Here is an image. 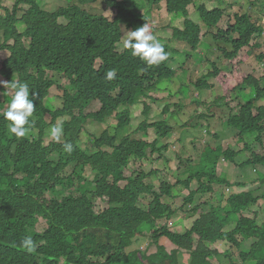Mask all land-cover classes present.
I'll return each mask as SVG.
<instances>
[{"label": "trees", "instance_id": "obj_1", "mask_svg": "<svg viewBox=\"0 0 264 264\" xmlns=\"http://www.w3.org/2000/svg\"><path fill=\"white\" fill-rule=\"evenodd\" d=\"M75 1L66 10L55 13L43 9L37 0H17L13 9L0 4V42L14 41V46L5 47L13 52V57L6 62L5 71L0 75L4 82L10 83L16 78L26 83L29 99L34 102L29 131L18 138L8 132V121L2 113L7 105L0 100V264H179L177 257L181 256L180 251L190 252L188 264H234L219 250V244L226 246L229 240L234 241L238 249L242 244L252 242L251 253L242 255L244 264H264V221L258 223L256 214L253 218L246 215L260 201L251 192L230 194V191L219 201V204L225 202L223 210L220 207L211 208L208 213L199 215L195 207L196 212L188 221L186 234L177 235L166 229H157V221L166 216L164 208H168L160 198L152 202L148 210L142 207V198L148 194L160 197L145 182L146 174L135 177V181H131L126 188L120 187L131 159H149L157 155L166 163L170 156L166 158L165 155L171 145L168 136L175 132L178 137L174 141L184 143L188 128H172L165 121L152 125L158 138L165 142L163 148H158L157 141L149 144L141 139L149 137L151 126L148 120L142 122L137 131L142 134L139 139L126 135L130 112L124 108L140 105L150 90L158 89L161 91L159 95L164 97L163 101L167 100L166 96L171 95L163 92L160 85L174 80L176 71L168 66L170 58L149 67L132 56L131 50L125 49L121 43L125 32L136 25V19L129 11L142 0ZM162 1L157 0V4ZM222 1L226 4V0ZM229 8L236 9L237 6ZM190 10L198 12L207 29L214 32L226 14L220 9L209 11L194 0H169L171 14L179 13L188 18ZM21 11L30 15L22 34L16 27L17 22L12 20L13 15ZM103 11H110L111 18L102 15ZM61 16L69 19V27H63L60 35L53 37L52 28L57 26L56 21ZM234 17L237 39L214 38L216 44H220V52L228 60L226 63L230 64L229 72L225 71V67L212 64L213 72L203 75L206 79L213 78L223 92L225 90L228 94L241 97L251 95L247 104L240 107V114L237 116L236 113L225 123L228 131L236 134L235 140L242 144L243 149L254 152L253 162L246 161L241 166L244 168L264 165V155H257L253 148L257 143L263 145L264 142V106L258 105L264 101V88L260 86L264 79L257 81L253 77L256 71H244L242 68L243 64L247 65V59H255L254 55L260 64L258 68L264 67V52L259 53L260 45L253 44L257 36L264 37V23L261 19L253 21L250 16L240 13ZM167 27L164 25L163 29ZM122 30L125 32L122 33ZM174 31L176 33L178 29ZM188 33L190 38L198 40V29L190 27ZM181 34L178 38L184 39ZM185 35L186 32L183 33ZM24 37L32 39L29 49L22 42ZM164 49L167 52V48ZM242 49L246 52L240 58L238 54ZM97 59L102 62L99 72L93 70ZM199 66L200 63L195 65L196 72ZM113 69L116 78L106 80L105 73ZM60 77L70 83L69 87L60 86L57 81ZM196 87L200 91L213 89L205 80H200ZM7 88L10 87L6 85L5 91ZM54 88L63 92L60 109L57 110L48 106L52 98L50 92ZM33 92L36 93L35 98ZM4 96L9 104L11 98L6 93ZM219 101L212 106L221 111L215 106ZM94 102L100 105V110L90 114L87 109ZM180 104L175 108L179 109ZM170 109L167 106L162 114L168 115ZM149 114L150 110L144 112L146 117ZM160 114L156 112V115ZM199 118L206 121L202 115ZM61 124V139H50L51 143L46 144L48 130ZM89 124L100 129L94 133ZM245 138L253 141V147L244 144ZM211 140L215 141L207 142L200 160V171L196 174L206 177L210 183L217 181L225 190H231V183L215 178V169L222 160L236 164L238 154L228 149L222 156H216L222 149V144L218 143L220 137L215 135ZM65 142L72 144L71 153L65 151ZM211 144L218 146L211 148ZM183 150L181 155L185 154ZM71 167L72 174L67 176L66 172ZM17 176L22 178L19 180ZM261 180L264 182V176ZM82 182L94 186L90 195L70 193L62 201L47 197L49 192L57 193V185L66 189L78 186L77 192H80L79 184ZM237 185L242 186L241 183ZM208 191H213V188L203 187V193ZM262 198L264 200V196ZM98 200L109 206L100 213L95 211ZM188 201L193 203L194 198ZM40 220L46 224L44 231L33 236L32 230ZM228 225L232 226L230 231L222 232ZM192 234L198 235L201 242L195 251H192ZM145 235L150 236L157 253L150 260L129 251L134 240ZM26 236L33 239L35 250L28 251L20 246ZM237 236L240 242L235 240ZM164 237L176 250L162 239ZM182 241H189V244ZM207 246L215 250H208Z\"/></svg>", "mask_w": 264, "mask_h": 264}, {"label": "rangeland", "instance_id": "obj_2", "mask_svg": "<svg viewBox=\"0 0 264 264\" xmlns=\"http://www.w3.org/2000/svg\"><path fill=\"white\" fill-rule=\"evenodd\" d=\"M37 1L43 9L48 11H54L59 7H65L76 3L75 0ZM194 2L199 4V6L206 7L209 11L220 9L221 11H224L226 13L220 21L218 29H216L215 32L214 30L207 29L198 12L190 10L191 13L189 14L188 18H185L182 14L178 15L179 13H177L178 16H176V20L175 18L174 21L169 20V22L171 23L168 29L170 30H168L167 32H159L160 34L156 36V38L160 39V42L163 44V46L167 48L168 58L171 59L170 61H168V66L171 65L172 70L176 71V78L174 80L170 82H164L160 85L162 91L171 96H166L165 99L167 100L163 101L164 97L160 96L158 93L161 91H159L158 89L156 91L150 90L146 92V96L143 97L142 103L140 105L126 109V111L130 112V117L128 119L130 123L126 127V135H131L139 139L142 134L137 133L138 128L142 124V122L148 120V123L151 127L149 128L148 132L149 137L144 138V142L154 144L155 141H157L159 142L158 148H163L165 142L158 138V135L156 133L157 130L155 128H152V125L159 123V121H165L172 128H188H186L187 134H184V143H177L174 141V139L178 137L175 132L174 134H170L168 136L169 141H171V145L170 150L167 154L165 153V156L166 158L170 156L172 161L170 164H173V169H170L169 172L168 168H164L165 162H163L161 158L158 159L157 155L154 156V159L152 161L148 160L147 163H136L137 161L133 160L129 171H127L128 177H138L142 173H150L156 168H163L165 170L166 175L161 177V181L168 182L173 187L171 188V196H165L163 193L160 197L148 194L147 196L142 198V207L144 208V210H148L150 204L157 198H160L161 203L166 204L169 203V200H171L170 205H172L173 208L177 207L178 214L176 217L164 216L162 219L157 221V228L161 229L162 227L166 226L168 230L173 233H185L188 228V221L193 216V212L191 210L194 209V207H198V212L200 211L199 215L208 213L211 208L220 207V210H223V201L221 204H219L222 196L218 195L217 197L215 194V192H219L218 185L212 184L211 186L214 190L203 193V187H207L209 185V182L206 180V178L201 177L199 173H197L193 177L190 176L192 174H195L197 171H200V160L202 153L206 151L205 147L207 148V142L215 141L211 140L215 135H218L220 137V142L218 143L222 144L221 152L216 156H222L223 152L227 151L228 149H231L236 154H238L236 164L228 165L224 162V160L219 162L215 169V178H220L223 180L225 179L232 184L233 188L230 194L251 192L255 197L260 199L258 206L251 207L250 210L252 214L256 215V210L259 212V215L256 216L258 223L264 221V200L262 198L264 196V182H262L261 180L262 176H264V165L241 168L242 164H244L246 161L253 162L254 152L252 150H244L242 144L235 140L236 134L228 131L225 125V123L230 120L231 116H235L236 113L237 116L240 114V107L247 104V102L251 99V95L248 94L243 95L242 97H238L235 94L226 93L225 90L223 92V90H221L220 84H216V81H214L213 78L206 79L205 75H203V73L213 72L214 67L212 66V64L217 65L219 68L225 67V71L229 72L230 64L226 63L228 60L220 52L218 48L220 44L217 45L215 39H217V37H219V39L225 37L232 41L235 40L233 36H236L237 34L234 28V15L236 13L248 14V16H250L253 21L257 19H261V21H264V0H226V4H224L222 0H194ZM15 3L16 0H3V5L8 8H13ZM231 5H236L237 8L234 10H230L229 7ZM163 6L165 7V9L169 8L166 7L165 4H163ZM88 10L91 11V8H89ZM102 15L107 18H111V14L109 13V11H103ZM163 16H167V14L165 13ZM163 16H161L160 18H163ZM187 19L190 20V22H188ZM68 23V19H59V24L63 27ZM190 27L198 29V40H193V38H190V35L188 33ZM175 28H179L176 33L174 31ZM124 32L125 30H122V33ZM184 32H186L185 36H183ZM180 34L182 37H184V39L178 38ZM127 35L128 33L122 38V44ZM262 39L258 40L259 44L262 46V49L259 53L264 52V40ZM194 47L197 48L194 49ZM245 52L246 50L242 49L239 52L238 56L242 58L245 55ZM254 58L255 59H247V65L243 64L242 68L244 71H256L253 77L255 78V80L261 81L264 79V67L258 68L260 64L256 60V56ZM6 59H8V54L0 50V70L1 68H3V64ZM199 63L200 66L197 68L196 72L195 65ZM14 80L17 81L16 78H14ZM200 80H205L206 82H208L213 88L211 89L212 91L198 90L196 85ZM57 81L62 87H69L70 85V83L65 81L62 77L57 78ZM260 86L264 88V82H261ZM5 93L9 98H12L13 92L10 88H7V90L5 91V88L3 86L0 87V100L3 103L5 102L4 104H6L8 107L4 96ZM50 95L52 96V98L49 100L48 106L51 109H60V99L63 96V92L54 88L51 90ZM252 95L255 96L254 93ZM55 98L57 99V102ZM219 99L220 101L215 106H218V109H221V111L216 110L212 106ZM179 103H181L180 108L176 109L175 105ZM191 105H195L196 107ZM258 105L264 106V101H261ZM167 106H170L171 109L169 114L164 116L162 113ZM99 110L100 105L97 102L90 104L87 109L90 114L98 112ZM146 110H150V114L148 117L144 115V112ZM156 112H159L161 114L156 115ZM253 113L257 116V113L255 111H253ZM200 115L206 117V121H201L199 118ZM209 117H211L212 119H210ZM48 119L50 120V118ZM131 121H133L132 125H130ZM89 127H93L92 132L94 133L97 132L98 129H100L99 126H93L92 124H89ZM193 129H195V131H193ZM49 132L50 130H48L46 134V144L51 143L49 141L51 139ZM191 135H194L195 137H191ZM244 144H248L253 147V141L249 140L248 138L244 139ZM209 146L211 148H216L218 144H211ZM189 147L191 148V151L189 150ZM253 148L257 155H264V142L263 145L257 143ZM182 149H184L183 152L185 154L182 153L181 155ZM187 154L188 156L187 158H185V155ZM72 169L73 167L68 169V171L66 172L67 176H71ZM17 178L20 180L22 177L17 176ZM179 180H186V182L189 184V187H183L182 189H179L180 186H177ZM128 183L129 182H127V184ZM237 183H241L243 185L241 189L240 186H237ZM123 186H125V184H123ZM77 187L78 186L66 189L62 185H57V193L54 194L49 192L47 194V197L50 200L56 199L58 201H62L64 198L69 196L70 193H88V195H90L89 192H91V190H94V186L88 182H82L79 184V187H81L80 192H77ZM155 189L157 192H159L158 186ZM224 191L225 189L221 191V194H223ZM191 196H193L194 198L193 203L188 201ZM98 203L99 205L95 210L97 213H100L98 211H103L107 207H109L102 201H99ZM252 214L250 216L254 217ZM45 225V222H42L40 220L37 228L32 230L33 236L37 232H43ZM231 228L232 226H225L222 229V232H228ZM192 239L193 249H196L201 243L199 240L200 237L192 236ZM235 240L240 242V237H235ZM226 242V246L223 243L219 244V250L221 251V253L228 256L234 264H244L242 255H248L251 253L252 242L244 244V246L242 244L240 249L235 246V244L233 243L234 241L229 240ZM141 247L145 248L146 252L150 251L153 248L152 240L145 235L134 241L133 249H140ZM208 248V250H215L213 247ZM180 263L188 264V258L181 257Z\"/></svg>", "mask_w": 264, "mask_h": 264}, {"label": "clouds", "instance_id": "obj_3", "mask_svg": "<svg viewBox=\"0 0 264 264\" xmlns=\"http://www.w3.org/2000/svg\"><path fill=\"white\" fill-rule=\"evenodd\" d=\"M120 1H123V0H120ZM235 1H238V0H235ZM16 2H17V0H16ZM0 4L4 8H8V7L3 5V0H0ZM163 4H165L166 7H169V0H163L159 4H157V0H152L151 2H148L147 0H142V3L138 4L136 8L134 7L132 10L129 11V13L134 17V19H136V25H135V28L130 27L129 31L125 32L124 35H126L127 33H128V35L123 41V47L125 49L131 50L132 56L138 57L140 60L145 62L146 65L149 67L159 65L161 62L167 60L168 54L165 51L163 44L160 42V39L156 38V36L158 34H160L159 32H167L168 30H170V29H168L169 27H167L166 29H163L164 25L169 26L171 23V22H169V20L174 21V18L176 20V16H178L177 14H171L169 12V8L165 9ZM68 6H71V5H68ZM68 6L59 7L58 9H56L54 11H49V12L55 13V12H58L59 10H66ZM13 8H9V9H13ZM26 8L27 7H25V9ZM234 9H230V10H234ZM46 11H48V10H46ZM109 13H110V11H109ZM165 13L167 14V16H163ZM179 15H181V14H179ZM244 15H248V14H244ZM2 16H4L5 18L7 17L6 14H2ZM29 16L30 15L27 14L25 11H21L18 15H15V14L13 15L12 20L17 22L16 27L21 34L24 33L26 30V24H27V22H29V21H27V17H29ZM161 16H163V18H160ZM59 19H65V18H64V16H61L57 19V21H56L57 26L54 25L52 28L53 37L60 35V31L63 28V26L59 24ZM263 22L264 21H262V23ZM64 27L68 28L69 25H66ZM177 29H179V28H177ZM124 35H123V37H124ZM237 37H238V33L236 34V37H234V38L237 39ZM259 39L264 40V37L259 38V36H257L256 40L253 41V44H255V43L259 44V42H258ZM31 41H32L31 38H25L24 37L22 39V42H23V44H25L26 49L30 48ZM12 46H14V41L12 39L5 40V41L2 40L0 42V50H2L8 54V59H6L4 61L3 68H1L0 73L5 71L6 62H8L13 57V52H11L8 48H5V47H12ZM260 47H261L260 48V50H261L262 46L260 45ZM248 49H251V47L248 46ZM254 56H256V55H254ZM101 65H102V62L100 60H98V59L95 60L94 64H93V70L95 72H99V68ZM0 78H1L0 86H3L5 88V86L7 85L10 87V89L13 92L11 101L8 104L6 111H4V112L1 111L3 113L4 119L6 121H8V124H7L8 132L10 133V135H14L15 137L22 138L29 131L28 126L31 123L29 118L32 116V114L34 112V102L32 99H29V87L26 83L19 82V81H11L10 83L4 82L3 80H5V79L1 75H0ZM115 78H116V71L114 69L108 70L105 73V79L106 80L111 81ZM32 95H33V98H35L36 93L33 92ZM238 97H240V96H238ZM258 104H260V102ZM124 109H127V108H124ZM124 109H122V110H124ZM128 122H129V120H128ZM132 123H133V121H131L130 125H132ZM139 128H140V126H139ZM62 134H63L62 124L61 125H55V126H52L50 128L49 135H50L52 140L59 141L61 139ZM129 136H131V135H129ZM141 139L144 141L143 137ZM63 147H64L65 151H67L68 153H71V151L73 150L72 144L68 143V142H65ZM105 149H108L109 151L110 150L113 151V149H111V148H105ZM153 159L154 158H152V156H150L149 159H136V158L131 159L129 166L125 169V179H123L119 183L120 187L124 189L130 184L131 181H135V177H133V176L128 177L127 176V171H129V168H130L133 160H136L137 161L136 163H140V162H146L147 163L148 160L152 161ZM171 162H172L171 158H169V162H166L165 166H164V168H166V169L168 168V172L170 169H173V164L172 165L170 164ZM224 162L227 163L228 165H232L229 162H226V161H224ZM258 166H263V165H258ZM164 175H166V173H165V170L163 168H156L152 172L146 174L147 179L145 180V182L148 185H151L153 187V191L156 192L158 195L161 196V194L163 193L165 196H171V192H172L171 188H173V187L168 182L161 181V177ZM195 175H196V173L192 174L190 176L193 177ZM200 176L203 177L202 175H200ZM206 180L209 182V180L207 178H206ZM127 182H129V183L127 184ZM123 184H125V186H123ZM212 184H217V181H215L213 183L209 182V185L205 188H208V187L211 188ZM217 185L219 187V190H218L219 192H215L217 197H218V195L223 197L224 195L229 194L230 191L232 192V189L231 190L227 189L224 191L223 194H221V191L224 188L220 184H217ZM157 186L159 187V192H157L155 189ZM177 186L178 187L180 186L179 189H182L183 187H189V184L186 182V180H184V181L179 180ZM242 186H240V189L242 188ZM191 197H193V196H191ZM99 201H101V200L97 201V206L99 205V203H98ZM170 202H171V200H169V203H167V204L162 203L164 206L168 207L167 209L164 208V212H165L167 217H169L170 215H172L171 217H176L178 214L177 207L173 208L172 205H170ZM223 203L225 206L224 201H223ZM258 203H259V201L257 202L256 207L258 206ZM254 209H256V208H254ZM191 211L193 212V214H194V212H196V211H194V209H192ZM256 213H257V215H259V212L257 210H256ZM251 214L252 213H250V214L247 213L246 215L250 218H253L250 216ZM252 215L254 216V214H252ZM156 226H157V223H156ZM157 229H159V228H157ZM162 229H166L168 232H170L172 234H177V235H184V234H186V231L188 230V228H187L185 233H173V232L169 231L166 226L162 227L160 230H162ZM30 230H31V228H30ZM39 233H42V232H39ZM192 236L198 237V235H196V234H192ZM139 238L140 237H137L134 241L138 240ZM148 238H150V236H148ZM162 239L166 240L170 244V246H172L174 248V250H176V247L173 246V244L170 242L169 239H167L165 237ZM191 240L193 242L192 238H191ZM182 242L189 244V241H182ZM20 246L27 249L28 251H33V250H35V247H36L33 239L30 236H26L21 241ZM133 247H134V243L130 247L129 251H134V252H137L138 254H141V256H143L146 260L153 259L154 257L157 256L156 255L157 253H156V250L154 247L148 252H146L145 248H143V247H141L140 249H133ZM192 247H193V243H192ZM195 250L196 249H192V251H195ZM187 252L188 253L183 252V251L179 252V254L181 253V256L177 257L179 264H181L180 263L181 257L188 258V263H189V259L191 258L190 257L191 255H190L189 251H187ZM145 264H148V263L145 262Z\"/></svg>", "mask_w": 264, "mask_h": 264}]
</instances>
